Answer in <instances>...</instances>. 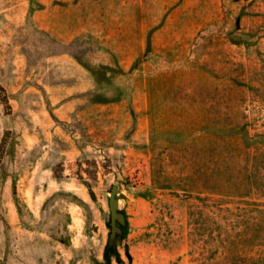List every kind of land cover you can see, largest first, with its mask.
<instances>
[{
    "label": "rangeland",
    "instance_id": "1",
    "mask_svg": "<svg viewBox=\"0 0 264 264\" xmlns=\"http://www.w3.org/2000/svg\"><path fill=\"white\" fill-rule=\"evenodd\" d=\"M0 264H264V0H0Z\"/></svg>",
    "mask_w": 264,
    "mask_h": 264
},
{
    "label": "water",
    "instance_id": "2",
    "mask_svg": "<svg viewBox=\"0 0 264 264\" xmlns=\"http://www.w3.org/2000/svg\"><path fill=\"white\" fill-rule=\"evenodd\" d=\"M117 190H118V186L116 184H114L112 186V191L110 194V208H111V211H112L114 217L117 214L116 211L118 208V200L116 198ZM116 230H117V226H116V223L114 221L113 226H112V234H114L116 232Z\"/></svg>",
    "mask_w": 264,
    "mask_h": 264
}]
</instances>
